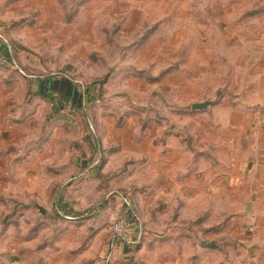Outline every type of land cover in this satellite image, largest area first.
Returning <instances> with one entry per match:
<instances>
[{
  "label": "rangeland",
  "instance_id": "1",
  "mask_svg": "<svg viewBox=\"0 0 264 264\" xmlns=\"http://www.w3.org/2000/svg\"><path fill=\"white\" fill-rule=\"evenodd\" d=\"M261 46L264 0H0V264H264V192L220 188Z\"/></svg>",
  "mask_w": 264,
  "mask_h": 264
},
{
  "label": "crops",
  "instance_id": "2",
  "mask_svg": "<svg viewBox=\"0 0 264 264\" xmlns=\"http://www.w3.org/2000/svg\"><path fill=\"white\" fill-rule=\"evenodd\" d=\"M262 53L264 52V46H261ZM254 126H252V122L249 119V116H244L240 121V125L236 128L237 136L233 138L229 144V148L232 149V158L231 161L226 160L227 166H222L220 169V174L226 175V182L221 184L222 191H258L264 192V126L260 124L259 121L254 120ZM226 173V174H225ZM237 197H240V194H237ZM264 194L262 193V196ZM230 201H234V199H230ZM241 201V200H239ZM237 200V202H239ZM243 205L240 206L239 216L238 218H242L243 214L250 215L253 211V206L247 204L246 202H242ZM249 212V213H248ZM224 214V213H222ZM131 216L128 217V227L131 224ZM236 222V220H234ZM130 229V228H129ZM229 236V235H228ZM231 239L237 241H244L247 239L245 234L243 235L241 232L234 231L230 234ZM232 240L231 243H234ZM235 244V243H234ZM239 244V243H238ZM198 248V246H196ZM228 246L224 248L225 249ZM240 251L246 252L245 248L239 247ZM196 249L195 247L193 250ZM201 249V248H200ZM179 247L175 248V255H179L182 253ZM199 253L201 250H198ZM223 252L222 258L223 261L219 263L209 262L207 264H228L232 261L235 263V256H227ZM249 252V251H248ZM246 256L245 253H242ZM186 255V254H184ZM243 257V256H242ZM198 264H201L198 262Z\"/></svg>",
  "mask_w": 264,
  "mask_h": 264
},
{
  "label": "built area",
  "instance_id": "3",
  "mask_svg": "<svg viewBox=\"0 0 264 264\" xmlns=\"http://www.w3.org/2000/svg\"><path fill=\"white\" fill-rule=\"evenodd\" d=\"M126 200V199H125ZM129 202H124L123 205V215L120 214V212L113 210L109 214V221L111 223L112 229L117 236L125 237V231L128 224V217L129 214Z\"/></svg>",
  "mask_w": 264,
  "mask_h": 264
},
{
  "label": "water",
  "instance_id": "4",
  "mask_svg": "<svg viewBox=\"0 0 264 264\" xmlns=\"http://www.w3.org/2000/svg\"><path fill=\"white\" fill-rule=\"evenodd\" d=\"M211 101L210 100H206V101H201V102H195L192 104V108L193 109H206L208 106L211 105Z\"/></svg>",
  "mask_w": 264,
  "mask_h": 264
}]
</instances>
